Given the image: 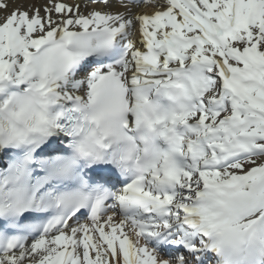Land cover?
Instances as JSON below:
<instances>
[{
    "label": "snow or ice",
    "instance_id": "obj_1",
    "mask_svg": "<svg viewBox=\"0 0 264 264\" xmlns=\"http://www.w3.org/2000/svg\"><path fill=\"white\" fill-rule=\"evenodd\" d=\"M0 264H264V0H0Z\"/></svg>",
    "mask_w": 264,
    "mask_h": 264
}]
</instances>
